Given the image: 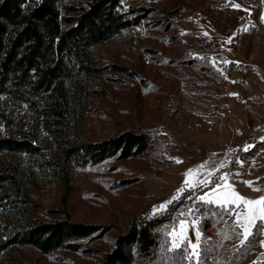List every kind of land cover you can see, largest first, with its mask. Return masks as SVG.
<instances>
[{"label":"rangeland","instance_id":"rangeland-1","mask_svg":"<svg viewBox=\"0 0 264 264\" xmlns=\"http://www.w3.org/2000/svg\"><path fill=\"white\" fill-rule=\"evenodd\" d=\"M131 3L152 12L140 25L99 43L92 54L99 65L125 66L133 75L107 68L84 76L91 93L76 115L73 135L97 141L135 128L149 132L152 144L136 157L73 168L67 210L75 220L113 226L90 244L98 249L113 250L134 219L164 216L158 260L165 264H190L182 249L168 250L173 227L193 243L199 231L200 264H264V222L257 221L241 245L242 237L232 230L234 216L197 199L205 193L213 199L216 183L217 193L230 191L225 188L230 185L249 199L264 194L253 190H264V0H126L124 5ZM246 144L252 147L244 151ZM201 164L207 166L188 178L192 187L153 214L154 206L184 185V174ZM205 178L212 183H197ZM29 194L43 206L34 214L49 219L51 210L62 206L64 187L42 179L30 185ZM17 253L22 264H100L99 255L84 252L43 254L25 246Z\"/></svg>","mask_w":264,"mask_h":264},{"label":"trees","instance_id":"trees-1","mask_svg":"<svg viewBox=\"0 0 264 264\" xmlns=\"http://www.w3.org/2000/svg\"><path fill=\"white\" fill-rule=\"evenodd\" d=\"M126 0H0V264H22L17 248L99 255L100 264H165L158 260L164 216L134 219L111 251L90 244L113 226L75 220L67 210L73 168L145 153L147 131L126 128L101 140L73 135L76 115L91 91L84 76L107 68L92 49L140 25L152 7ZM52 179L64 187L62 206L42 219L30 185Z\"/></svg>","mask_w":264,"mask_h":264},{"label":"snow or ice","instance_id":"snow-or-ice-1","mask_svg":"<svg viewBox=\"0 0 264 264\" xmlns=\"http://www.w3.org/2000/svg\"><path fill=\"white\" fill-rule=\"evenodd\" d=\"M235 7L239 8L240 6L235 5ZM262 21H264V17H262ZM244 30L246 31L247 29ZM204 35H207V33L205 32ZM251 147L252 145L246 144L243 150L247 151ZM176 162L180 163L181 161L177 160ZM206 166V164H201L197 166L196 169H189L184 174V185L177 189V193L170 200L162 203L159 206H154L153 214L160 211H165L169 204H171L174 200H177L179 196L185 192L186 187H192L188 178L198 174L199 169H203ZM224 166L225 165L223 163L219 165V167L221 168ZM227 175V173H224L219 177V180L224 181ZM197 183L202 186H207V184L212 183V181L207 180V178H205L203 180H199ZM244 183L247 186L251 187L252 182L245 181ZM220 187V183H216L213 186L211 191V196L214 197L213 199L207 198L209 196V193H205L204 195L197 197V199L204 203H215L222 209L223 212L227 213L229 216H234L232 230L236 236L242 237V239L240 240V244L243 245L248 239V237L253 234L251 229L256 228L258 226L257 221L264 222V194L260 195L257 199H249L240 195L234 189H231L230 185H225V188L230 189V191L226 190L224 192L217 193L216 190ZM253 190L258 192H264V190L262 189L254 188ZM183 224L184 221H180L181 228L183 227ZM237 229H240L241 231H237ZM168 235L171 237V248L168 249L169 251L182 249L184 259L188 260L190 264H200L199 245L201 243V237L199 231L196 232L195 243H193L192 240L188 239L182 231L178 233L175 227H173L172 231L169 232ZM225 238L228 237L226 236ZM262 246H264V242H262Z\"/></svg>","mask_w":264,"mask_h":264}]
</instances>
